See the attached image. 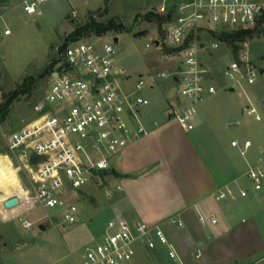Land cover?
<instances>
[{"label":"built area","instance_id":"1","mask_svg":"<svg viewBox=\"0 0 264 264\" xmlns=\"http://www.w3.org/2000/svg\"><path fill=\"white\" fill-rule=\"evenodd\" d=\"M44 1L24 0L23 9L36 13ZM173 4L175 10L168 19ZM151 10L165 16L159 43L174 50L179 58L174 70L156 72L154 79L169 76L178 86L177 101L170 105L169 113L184 130H191L198 105L220 87L215 64H208L206 58L213 57L223 45L228 47L220 38L223 32L260 28L264 24V0H163ZM3 33L8 35L11 29ZM114 43V38L102 41L80 36L69 40L51 70L43 101L33 106L35 116L3 134L9 149L19 153L30 172V186L22 189L29 204L45 210L39 222L52 220L50 208L59 210L64 223L77 221L79 208L68 199L70 192L76 193L93 177L109 173L113 157L148 133L140 114L150 100L142 89L153 87L154 82L147 81L144 74L131 81L126 69L116 64ZM240 43L238 56L232 51L228 54L223 73L229 82L222 85L226 88H243L245 82L253 84L264 74V58L254 61L248 40ZM246 112L258 120L262 117L252 104ZM251 143L246 139L242 152ZM231 144L238 145V140ZM31 151L42 156L39 162H30ZM247 176L256 194L264 197V152L260 163L249 167ZM228 192L237 197L234 188L228 187ZM239 194L246 196L248 191L241 189ZM12 196H16L14 192L7 198ZM225 196L224 191L219 194ZM32 225L33 221L23 219L24 227ZM158 244L167 246L168 254L182 262L161 225L113 217L100 239L84 248L80 264H131L139 246L156 248Z\"/></svg>","mask_w":264,"mask_h":264},{"label":"rangeland","instance_id":"2","mask_svg":"<svg viewBox=\"0 0 264 264\" xmlns=\"http://www.w3.org/2000/svg\"><path fill=\"white\" fill-rule=\"evenodd\" d=\"M162 1L46 0L39 4L38 12L29 14L23 9L24 0H0V106L8 95H12L10 104L0 111V196L5 188L10 190L19 183L30 186L28 168L19 153L9 149L3 134L21 127L35 116L33 106L43 101L51 70L57 65L67 41L75 38L73 34L79 25L92 21L112 25L111 29L102 32L93 29L82 36L110 41L118 35L119 40L114 43L116 64L126 69L131 81L144 74L147 81L154 82L153 88L142 89L150 102L142 107L141 120L146 123L154 117H165L170 86L174 81L169 76L154 79V75L159 71L174 70L179 58L167 45L154 43L155 38L161 40L163 37L165 19L151 8ZM6 28L11 29L8 35L3 33ZM143 28H148L147 34L134 36V32ZM263 33L264 24L246 38L254 61L264 58ZM233 50L232 45H228V49L223 47L217 53L229 54ZM228 54L222 60H214L216 79L222 83L229 82L223 73L230 58ZM206 59L213 65L212 59ZM249 87L261 88L264 97V74H260L253 84L245 82L243 88L236 86L235 91L218 87L198 105L204 111L197 115L201 123L194 132H209L210 128L219 126L232 137L249 134L259 122L246 112ZM258 110L264 120V105ZM110 174L95 176L76 193L75 190L70 192L68 199L75 201L79 208V218L73 223H64L59 210L50 208L52 220L41 230L37 219L45 210L38 204L13 219L11 214L5 215L3 218L8 221L0 218V264H74V258L81 257L87 245L100 239L107 221L113 217V198L108 197L105 190L112 187ZM11 194L0 197V214L3 213V199ZM24 218L33 221L30 228L23 226ZM47 222L48 219L41 221ZM12 236L28 243L2 259L3 241L11 242ZM50 255L60 259L51 263Z\"/></svg>","mask_w":264,"mask_h":264},{"label":"crops","instance_id":"3","mask_svg":"<svg viewBox=\"0 0 264 264\" xmlns=\"http://www.w3.org/2000/svg\"><path fill=\"white\" fill-rule=\"evenodd\" d=\"M226 54L216 52L209 59L214 64L215 59L222 60ZM217 82L220 87L226 85ZM221 88L235 91V87ZM177 89L174 82L170 86L169 107L177 101ZM249 104L263 109L261 88H248L245 105ZM203 111L198 108L197 115ZM196 117L191 130H184L170 115L169 108L165 117L146 121L148 133L116 154L111 170L104 174L112 172V187L105 190L113 198V217L161 225L182 260L171 257L163 244L156 248L141 245L131 264H264V197L256 194L247 176L249 167L259 164L263 156V117L249 134L241 137H232L219 126L209 132H194L201 123ZM235 139L236 146L231 144ZM246 139L252 143L242 152ZM22 187L19 183L10 190L5 188L0 196L14 191L19 198L12 208L4 204L8 196L3 199V221H8L3 218L7 214L13 219L35 206L29 204ZM228 187L235 189L236 198L229 194ZM241 189L248 194L241 196ZM223 191L226 196L221 198ZM11 238V242L3 241L2 259L28 243ZM50 256L51 263L60 259ZM80 258H74V264H80Z\"/></svg>","mask_w":264,"mask_h":264},{"label":"trees","instance_id":"4","mask_svg":"<svg viewBox=\"0 0 264 264\" xmlns=\"http://www.w3.org/2000/svg\"><path fill=\"white\" fill-rule=\"evenodd\" d=\"M161 18L165 19V16L163 15ZM111 28H112V25H106V24L98 23L96 21H92V22H87L85 24L79 25L75 29L73 35H74L75 38H78V37L82 36V34L88 32L89 30H93L94 29V30H96L98 32H102V31H105V30H108V29H111ZM252 32H254V30H235V31H232V32H223L220 35V38H222L225 41H227L229 45H232V50L234 49L233 50L234 56H238V52H239V48H240V42L245 40L248 36L252 35ZM11 100H12V95H10V96L8 95L6 97V99H5L4 104L2 106H0V111L3 110L4 108H6L9 105Z\"/></svg>","mask_w":264,"mask_h":264},{"label":"water","instance_id":"5","mask_svg":"<svg viewBox=\"0 0 264 264\" xmlns=\"http://www.w3.org/2000/svg\"><path fill=\"white\" fill-rule=\"evenodd\" d=\"M174 10H175V4L172 5L170 12L167 14L168 19H171L172 12ZM147 33H148V28H143V29H139L136 32H134V36H143V35H145ZM118 40H119L118 35H115L114 36V41L118 42ZM154 43L156 45H159V39L155 38L154 39ZM231 89H234V88L232 87ZM41 158H42L41 155H38L34 151H31V156H30V162L31 163H37V162H39L41 160ZM18 203H19V198L17 196L9 197V198H7L4 201L5 206L8 207V208H12V207L16 206ZM39 227L41 229H45L46 228V224L45 223H41V224H39Z\"/></svg>","mask_w":264,"mask_h":264}]
</instances>
